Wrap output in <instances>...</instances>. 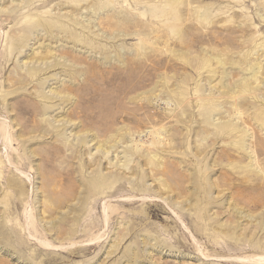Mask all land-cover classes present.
<instances>
[{
	"label": "rangeland",
	"instance_id": "1",
	"mask_svg": "<svg viewBox=\"0 0 264 264\" xmlns=\"http://www.w3.org/2000/svg\"><path fill=\"white\" fill-rule=\"evenodd\" d=\"M0 264H264V0H0Z\"/></svg>",
	"mask_w": 264,
	"mask_h": 264
}]
</instances>
